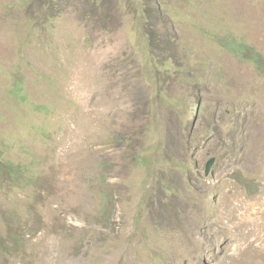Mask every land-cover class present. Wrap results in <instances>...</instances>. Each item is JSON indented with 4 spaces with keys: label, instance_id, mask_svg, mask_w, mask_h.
<instances>
[{
    "label": "rangeland",
    "instance_id": "obj_1",
    "mask_svg": "<svg viewBox=\"0 0 264 264\" xmlns=\"http://www.w3.org/2000/svg\"><path fill=\"white\" fill-rule=\"evenodd\" d=\"M218 35L264 56V0H0L12 264H264V75Z\"/></svg>",
    "mask_w": 264,
    "mask_h": 264
},
{
    "label": "trees",
    "instance_id": "obj_2",
    "mask_svg": "<svg viewBox=\"0 0 264 264\" xmlns=\"http://www.w3.org/2000/svg\"><path fill=\"white\" fill-rule=\"evenodd\" d=\"M216 41L227 51L232 52L240 58L250 61L257 71L264 75V56L253 47L245 44L243 41L234 40L229 35L216 37ZM19 90V85L15 86ZM0 175L7 177L12 183L29 182L31 180V171L22 164H13L9 160L0 158ZM235 180L242 185L246 193L250 194L256 191L257 186L252 179L243 177L241 174L234 175ZM6 220L1 218V223L6 227V237L0 238V264H12L13 259L22 254L24 241L21 234L17 232L21 224L19 216ZM17 221V226L13 224Z\"/></svg>",
    "mask_w": 264,
    "mask_h": 264
},
{
    "label": "water",
    "instance_id": "obj_3",
    "mask_svg": "<svg viewBox=\"0 0 264 264\" xmlns=\"http://www.w3.org/2000/svg\"><path fill=\"white\" fill-rule=\"evenodd\" d=\"M213 162H214V157H211V158H209V159L206 161L205 166H204V174H205V175H207V174L209 173L210 168H211Z\"/></svg>",
    "mask_w": 264,
    "mask_h": 264
},
{
    "label": "bare ground",
    "instance_id": "obj_4",
    "mask_svg": "<svg viewBox=\"0 0 264 264\" xmlns=\"http://www.w3.org/2000/svg\"><path fill=\"white\" fill-rule=\"evenodd\" d=\"M79 82V81H78Z\"/></svg>",
    "mask_w": 264,
    "mask_h": 264
}]
</instances>
